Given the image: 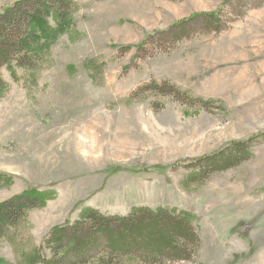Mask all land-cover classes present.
Instances as JSON below:
<instances>
[{
    "label": "rangeland",
    "instance_id": "obj_1",
    "mask_svg": "<svg viewBox=\"0 0 264 264\" xmlns=\"http://www.w3.org/2000/svg\"><path fill=\"white\" fill-rule=\"evenodd\" d=\"M71 1L72 28L33 79L0 70V171L12 177L0 201L54 192L0 236V257L23 264L21 247L85 207L163 206L194 216L191 260L127 264H264V132L239 164L193 175L191 163L264 130V0Z\"/></svg>",
    "mask_w": 264,
    "mask_h": 264
},
{
    "label": "trees",
    "instance_id": "obj_2",
    "mask_svg": "<svg viewBox=\"0 0 264 264\" xmlns=\"http://www.w3.org/2000/svg\"><path fill=\"white\" fill-rule=\"evenodd\" d=\"M72 9L71 0H14L6 5L0 11V70L5 67L16 78L13 68L18 66L33 79L48 58L51 43L60 33L72 28ZM217 13L218 8L193 14L176 25L197 17L217 16ZM155 86L144 88L155 93L163 89ZM7 88L0 72V99ZM263 132L227 142L194 159L191 163L198 170L193 175L202 173L204 163L210 171H215L244 161L248 157V142ZM11 181L9 173L0 171V187ZM53 195L52 190L33 185L1 200L0 236L15 235L18 226L25 223L27 212L43 207ZM193 219L189 212L163 206L132 207L125 216L107 215L85 207L73 221L64 220L51 226L39 244L21 247L19 260L23 264H127L129 258L148 262L191 260L199 245ZM21 241L19 236L17 242ZM0 264H6L2 257Z\"/></svg>",
    "mask_w": 264,
    "mask_h": 264
}]
</instances>
